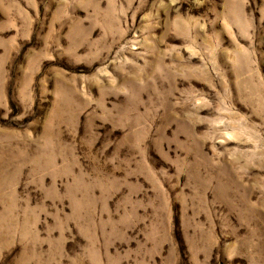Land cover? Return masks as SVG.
Returning <instances> with one entry per match:
<instances>
[{
    "label": "rangeland",
    "instance_id": "obj_1",
    "mask_svg": "<svg viewBox=\"0 0 264 264\" xmlns=\"http://www.w3.org/2000/svg\"><path fill=\"white\" fill-rule=\"evenodd\" d=\"M0 264H264V0H0Z\"/></svg>",
    "mask_w": 264,
    "mask_h": 264
}]
</instances>
